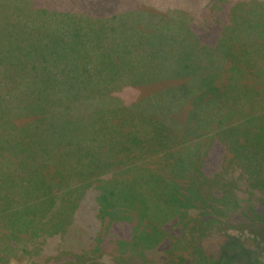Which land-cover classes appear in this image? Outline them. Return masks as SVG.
<instances>
[{"label": "trees", "instance_id": "1", "mask_svg": "<svg viewBox=\"0 0 264 264\" xmlns=\"http://www.w3.org/2000/svg\"><path fill=\"white\" fill-rule=\"evenodd\" d=\"M143 1L0 0V116L10 133L0 156H13L0 177L16 178L0 184V264H116L113 250L125 257L139 245L161 258L179 243L183 255L170 251L168 264H225L229 255L264 264V0H148L147 14ZM153 29L196 39L189 55L200 65L180 64L174 78L189 82L164 92L174 102L156 113L147 110L160 93L144 96L136 77L123 78L127 58L114 50ZM148 106L158 146L138 139L93 176L65 174L54 160L66 128L84 133L93 121L110 124V113ZM94 134L83 148L95 155L111 137ZM237 225L251 226L254 246L221 233Z\"/></svg>", "mask_w": 264, "mask_h": 264}, {"label": "rangeland", "instance_id": "2", "mask_svg": "<svg viewBox=\"0 0 264 264\" xmlns=\"http://www.w3.org/2000/svg\"><path fill=\"white\" fill-rule=\"evenodd\" d=\"M143 1V0H142ZM145 3V8L142 10L144 13L147 14V11L149 12V8L152 5V2L146 0L143 1ZM148 6V7H146ZM159 13V12H158ZM158 13L153 11V14L158 16ZM164 18H167L166 15H162ZM141 26L146 27L147 25L154 26L156 24L155 18H153L151 21L147 22H141L139 23ZM151 30V29H149ZM130 39L132 41H137L135 43L130 44L129 46L125 47H116L114 50L116 53L120 49L121 56L123 55L124 62H120V65L122 70V77L127 78H135V81L139 83L138 86L144 88V91L146 95L149 96L152 94L160 93L161 99L157 102L159 104L151 106L153 110H147L150 109V106H148L146 109L143 108L141 110H136L137 114L135 113H128V111H120L121 113L114 115V113H110V116L112 119H110V124H102L98 125L94 121L89 124V126L85 127V130H87L84 133H81L82 130L76 132L74 135H70V131L66 128L65 134H64V143L65 146L61 148V155L59 158H56L53 156L54 160H57L60 163L62 171L66 174L68 171L77 172V174H80L81 176H93L98 171L102 170L105 166H107V160L111 161V156L116 154L118 150L121 148H128V147H138V143L136 140L138 139H146L148 140L147 145H151L152 147L158 146V144H155L152 140L157 138L160 134V131H158V123H155V118L149 119L147 121V116L143 115L145 114V111L156 113L158 110H160V106L169 108L174 100L167 99V97L164 95V92L168 91L172 88H178L182 86V83H187L189 80H180L179 78L175 79L174 76L175 73L180 67V64H183L185 66L186 64L191 65L190 67H193L197 64V61L194 60L189 54L190 50H193L196 46L190 45L191 43L195 44L198 42L196 39H192L191 37L186 38L182 37L179 38L177 36L165 35L162 30L158 31L157 29H153L152 32L147 31L144 34V37L133 39L134 35L133 33L128 34ZM187 40V41H186ZM186 42V49H183V44ZM110 43V42H109ZM108 43V44H109ZM190 43V44H189ZM108 53H111V51L108 48ZM257 45V44H255ZM118 49V50H116ZM186 51L183 52V51ZM88 53L92 56H94V53L89 50ZM98 54V53H97ZM116 57H119L115 55ZM115 59V58H114ZM204 65V64H203ZM210 65V64H209ZM200 65L197 64L196 68H199ZM199 71H203V69H199ZM190 74V73H189ZM147 82H151L150 84H147ZM122 83V82H120ZM137 86V87H138ZM145 88H147L145 90ZM0 113L6 112L0 107ZM187 117V114L183 115L182 121ZM8 120L7 115L6 116H0V145L5 144L6 147V141L10 136V133L6 134L3 131V126L7 123ZM154 121V122H153ZM136 122V123H135ZM131 124L132 127H128L127 125ZM77 129H80L82 127L79 122H76ZM126 127V128H125ZM160 130V129H159ZM94 131H96L97 137L107 136L110 135L111 139L110 141H106L107 149L103 152H97L95 155L100 156L97 158L92 151L89 150L88 147L83 148V140L86 137L89 136H95ZM130 132L129 136H126V133ZM126 136V138L130 139V142L128 140L124 141L123 138L120 136ZM124 136V137H125ZM135 138V141H134ZM133 140V141H131ZM133 142V143H132ZM53 143V142H52ZM52 143L50 145H52ZM25 145L26 143L23 142ZM52 147H50L51 149ZM131 149V148H130ZM134 154H138L137 151H132ZM251 153H248L247 155L244 153L241 154L243 157H248ZM7 155L5 158L0 156V171L1 170H13V168H9V162L8 159H13V156L10 155L7 152ZM32 156V158H36V155H28L27 159ZM120 157L122 154L119 155ZM127 161V160H126ZM255 162L250 161L249 159H246L245 164L247 166H252V164ZM50 163V162H49ZM42 164V161L36 164V166L39 168ZM14 169L17 167V162L13 161ZM50 165V164H49ZM45 165H43L44 168ZM5 167V168H4ZM154 167V166H150ZM69 168V170H68ZM41 173L40 170H37V175ZM134 175V174H133ZM9 178H15L13 175L11 176H5L2 175L0 177V184H4L6 180ZM16 179V178H15ZM17 183V182H16ZM185 185V182H184ZM175 192V191H174ZM132 199L137 197H131ZM136 203L138 201L136 200ZM156 224L152 218H146L144 220L145 226H152ZM243 225V224H240ZM250 225V224H249ZM249 227V228H248ZM251 226L242 227V226H230V227H221V233L225 235H232L239 240L245 242L248 246H254V243L251 241V239H257L256 236L251 232L250 230ZM175 248V249H174ZM130 252L125 257L119 256V253L116 250H113V255H111V261L115 262L116 264H119V262H122V258L125 259V262L127 264H168L169 256L171 257L172 254L169 253L170 251H176L181 252V256L183 255L182 251V245L179 243L172 247V249L168 250L166 254L162 255L161 258H152L154 256H145V251L142 249L139 245L136 247H129ZM229 254V253H228ZM167 255V256H165ZM83 257V260L87 262L90 260L89 253L85 254ZM98 254H94V259L98 261ZM183 258H180V264L183 263ZM225 264H242V262L237 261L233 262L232 259H225ZM7 263L4 261V264ZM29 259H19V258H11L7 264H28Z\"/></svg>", "mask_w": 264, "mask_h": 264}]
</instances>
